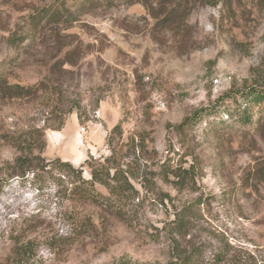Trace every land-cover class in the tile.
Segmentation results:
<instances>
[{
    "label": "rangeland",
    "instance_id": "1",
    "mask_svg": "<svg viewBox=\"0 0 264 264\" xmlns=\"http://www.w3.org/2000/svg\"><path fill=\"white\" fill-rule=\"evenodd\" d=\"M77 2L0 0V75L59 84L82 105L60 128L43 97L0 105V164L16 154L3 133L47 122L55 126L47 158L102 161L120 124L115 142L127 143L128 160L136 148L153 183H136L144 204L131 222L77 202L82 224H74L64 179L4 180L0 264H165L177 246L193 245L201 264L217 253L221 264H264V134L256 129L264 105L243 109L221 98L264 73V0ZM34 17L43 18L31 28ZM184 171L187 179L173 175ZM182 210L188 235H171ZM17 240L32 249L15 255Z\"/></svg>",
    "mask_w": 264,
    "mask_h": 264
},
{
    "label": "trees",
    "instance_id": "2",
    "mask_svg": "<svg viewBox=\"0 0 264 264\" xmlns=\"http://www.w3.org/2000/svg\"><path fill=\"white\" fill-rule=\"evenodd\" d=\"M95 2L102 0H81L77 2V6H84L87 2ZM107 1V0H106ZM115 1V0H110ZM127 3H135L145 0H118ZM204 5H218L221 0H200ZM88 2V3H89ZM43 16H49L44 13ZM43 17H34L31 28L38 26ZM22 42L20 43V45ZM54 70V69H53ZM53 72H56L53 71ZM59 84L50 86L46 80H40L33 84L10 83L8 79L0 75V105H4L7 101L25 100L35 101L44 98L49 105H53L49 110V119L57 122L56 128H60L65 124L66 117L71 112L80 114L82 109L81 100L77 98H68ZM222 101H229L237 107L245 108V105L262 106L264 105V73H259L254 81L247 87L237 90H230L222 97ZM48 105V107H49ZM228 115V114H227ZM240 120L243 123H249L250 118L245 110L240 114ZM46 121V120H45ZM43 125L32 124L20 130L9 131L1 136L5 144L10 145L16 151L12 160L5 161L0 164V185L4 180L14 177H25L32 174L37 179L44 177H52L54 180H62L67 182L63 193L66 194V200L74 207L71 212L72 221L82 224L80 216L75 214V204L77 202H88L94 205L105 207V210L114 217L125 222H131V217L140 206L144 204V199L140 197V189L136 183L148 190L152 182L148 176L146 169H143L140 158L136 154V148H133L135 157L129 159L130 153L124 150V146L119 142H115V136H122V128L120 124L113 127L107 137V145L110 154L102 161L96 160L94 157L87 158L79 166L73 165L69 161L63 160L57 156L49 159L44 155L47 146L46 132L48 128L55 127L50 124ZM256 129L264 134V113L256 121ZM132 154V155H133ZM90 170V178L83 176L84 168ZM189 172L184 171L183 174L173 172L178 180H184L189 177ZM101 185L106 189V193L99 192L96 185ZM138 200V202H136ZM165 203V199H161ZM186 210H182L179 218L175 220V227L170 229L171 235H179L185 237L188 235L187 222L185 220ZM92 223V220L90 219ZM30 240H17L13 249L15 255L24 256L32 249ZM176 255L165 264H201L202 250L200 247L193 245L189 250L176 248ZM222 257L220 253L215 254L211 264H221ZM120 264H137L124 261Z\"/></svg>",
    "mask_w": 264,
    "mask_h": 264
}]
</instances>
